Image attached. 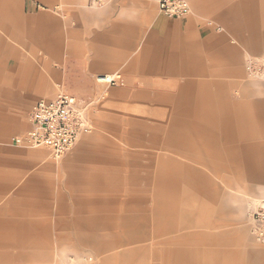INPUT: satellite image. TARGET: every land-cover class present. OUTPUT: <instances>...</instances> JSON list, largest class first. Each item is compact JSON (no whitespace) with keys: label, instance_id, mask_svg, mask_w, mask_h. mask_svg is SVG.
I'll return each mask as SVG.
<instances>
[{"label":"crops","instance_id":"1","mask_svg":"<svg viewBox=\"0 0 264 264\" xmlns=\"http://www.w3.org/2000/svg\"><path fill=\"white\" fill-rule=\"evenodd\" d=\"M94 1L0 0V34H18L15 39L20 38L30 51V55H22L15 47L8 50L0 36V96L12 93L6 88L9 83L27 86L28 97L38 98L29 112V127L15 136L30 130L29 117L37 101L54 99L62 87L83 96L96 95L102 86L96 83L97 76L121 74L124 85L120 92L126 97L145 101L163 98V110L173 114V120L164 127L146 120H133L132 125L140 132L128 139V144L140 148L129 153L128 162L136 173L129 177V182L146 189L151 186L149 190L154 189L153 195H156L152 196L154 203L161 201L162 193L177 191L184 177L192 180L197 176L191 167H183L184 157L194 160V155H214L218 157L214 159L244 165L249 177L264 180V100L252 99L244 80V48L232 41L227 32L202 23L193 13L182 19L163 15L158 0ZM200 1L235 2L226 11H237L238 16L228 14L223 21L231 28L240 14L246 16L249 12L252 15L248 16H254L257 7L248 6V1L258 2V19L264 9V0ZM194 3L197 11L202 8L198 0ZM232 34H237L238 41L248 40L239 30H233ZM251 46L264 50V44L260 48L258 40ZM92 88H95L94 94L90 92ZM233 89L238 90V95L232 93ZM19 125L22 122L19 124L15 119L7 121L1 126L2 136ZM147 148L164 153L154 155ZM83 151L82 148L67 158L62 167L79 161ZM104 154L102 149L98 157L101 170L105 169V159L113 165L119 163L105 158ZM41 155L0 147V236H3L0 241L14 239L7 238L12 235L8 234L7 227L16 226L36 228L19 231L20 237L15 240H37V227L54 225L55 211L63 209L61 203H56V190L50 183L64 168L54 165L56 161L49 152L51 161L43 160ZM15 158L29 164L20 172L6 173L5 167ZM184 168L188 173L183 174ZM169 170L173 174L166 175ZM24 173L28 180L14 187ZM103 175L100 172L95 177L103 178ZM64 193L58 194L63 198ZM146 195L134 193L131 200L134 204L146 205L150 199ZM248 197L264 199V193ZM172 202L177 204L163 196L162 204L151 208L156 220L154 239L178 232L176 228H155L166 213L176 209L167 205ZM145 205L141 219L150 211ZM67 208L70 209L64 207ZM137 218L133 216L131 221ZM146 239L147 235L136 241ZM182 240L180 236L163 242L165 263L198 264L193 251L186 250ZM115 242L114 238L98 237L81 240L97 250L108 249ZM256 252L254 256L262 251Z\"/></svg>","mask_w":264,"mask_h":264},{"label":"rangeland","instance_id":"2","mask_svg":"<svg viewBox=\"0 0 264 264\" xmlns=\"http://www.w3.org/2000/svg\"><path fill=\"white\" fill-rule=\"evenodd\" d=\"M190 2L192 13L199 21L221 29V32H227L232 41L244 48V80L253 95L252 99L264 100V77L253 76L248 68L250 62L264 61V50H255L251 46L255 40H258L260 48L264 44V9L262 8V17L258 19V2L248 1V6L257 7L253 12L254 16H248L252 15L249 12L246 16L240 14L239 19H234L231 28L223 21L228 14L238 16L237 11H226V8L235 2L222 4L198 0L202 7L198 11L194 0ZM232 29L239 30L248 40L239 42L237 34H232ZM17 35L0 34L6 41L8 50L15 47L22 55H30L25 43L20 41V38L19 41L15 39ZM118 75L120 79L116 85L102 84L93 97L94 103L89 113L92 131L83 136L77 146L61 160L53 162L57 168H64L62 166L67 158L81 152L82 148L85 150L80 153L83 157L78 159L79 161L65 167L60 175H54V180L50 183L56 190V203L63 205L62 210L55 211V224L38 226L36 232L39 238L34 241H19L15 238L20 237L19 231H30L36 227H7L8 234H12L7 235V238L14 239L0 241V264H66L71 257L81 252L94 254L98 258V264H104L106 261L110 264H168L162 256L163 242L180 236L187 241L182 240L183 242L179 243L182 242L186 250L193 251L198 264H264V245L254 241L249 232V225L247 226V206L249 201L254 199L248 195L263 194L264 180L249 177L244 165L217 160L214 159L218 158L217 156L207 154L194 155V160L185 157L181 159V156H178L183 161V167H191L197 176L192 180L184 177L177 191L162 193V196L159 195L161 201H155L157 203L153 202L156 195H153L154 189L149 190L151 186L146 189L129 182V177L136 174L128 162L129 153L140 149L128 144V139L140 132L132 125V121L146 120L164 127L173 120V114L163 110V98L145 101L141 98L126 97L120 92L124 81L121 74ZM7 85L6 88L12 93L0 96V147L38 152L42 154V159L47 161L46 150L21 148L11 143L13 136L23 133L29 127V112L38 98L28 97L30 90L27 86L22 88L18 84ZM232 93L238 95V90L233 89ZM13 119L19 124L22 122V125L2 136L1 126ZM102 149L105 158L117 160L119 163L113 165L103 159L105 169L101 170V158L98 157ZM147 149L152 152H146L154 155L164 153L157 149ZM146 157L147 153L145 160ZM15 159L5 167L6 173L20 172L29 164H25L20 158ZM166 163L168 165V162ZM37 164L31 168H35ZM186 170L187 168L182 170L183 174L188 173ZM100 172L104 173L103 178L95 177ZM165 174L171 175L173 170ZM27 180V175L22 174L14 187L23 185ZM62 191H65L63 198L58 194ZM141 192L150 198L146 205H137L131 200L132 194ZM163 196L177 201V204L167 203L176 209L166 213L155 228H176L178 232L154 239L152 235L156 220L151 208L161 205ZM144 205L150 207V211L146 212L145 219H141L145 214ZM133 216H138L135 222L131 221ZM145 235L148 239L136 241ZM96 237L114 238L116 242L104 250L81 243L82 239ZM256 251L262 252L254 256Z\"/></svg>","mask_w":264,"mask_h":264},{"label":"built area","instance_id":"3","mask_svg":"<svg viewBox=\"0 0 264 264\" xmlns=\"http://www.w3.org/2000/svg\"><path fill=\"white\" fill-rule=\"evenodd\" d=\"M160 12L170 18H186L192 14L190 0H158ZM248 68L255 77H264V61L250 62ZM120 75H99L96 83L116 85ZM91 93H95L92 88ZM94 95L75 94L68 88L59 89L54 99H41L30 113L31 128L23 135L13 137L17 147L45 149L55 161L61 160L77 145L79 139L92 131L89 113ZM247 223L254 241L264 245V199H251L247 206ZM66 264H98L92 253H80Z\"/></svg>","mask_w":264,"mask_h":264}]
</instances>
